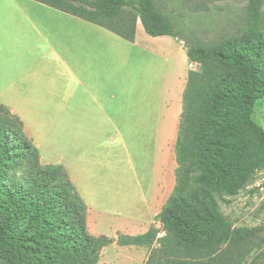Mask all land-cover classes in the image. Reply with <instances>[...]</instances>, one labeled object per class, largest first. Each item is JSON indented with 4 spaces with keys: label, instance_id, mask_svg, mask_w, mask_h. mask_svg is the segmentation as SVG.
Returning <instances> with one entry per match:
<instances>
[{
    "label": "trees",
    "instance_id": "trees-1",
    "mask_svg": "<svg viewBox=\"0 0 264 264\" xmlns=\"http://www.w3.org/2000/svg\"><path fill=\"white\" fill-rule=\"evenodd\" d=\"M37 1L131 41L140 21L149 35L182 42L199 66L188 72L183 94L175 185L155 217L158 226L136 235H92L87 205L66 168L42 163L20 117L0 103V264H97L113 241L147 247L145 264H214L235 233L220 200L264 173V127L253 118L264 101L263 0H247L236 31L215 43L181 37L157 0Z\"/></svg>",
    "mask_w": 264,
    "mask_h": 264
},
{
    "label": "crops",
    "instance_id": "crops-1",
    "mask_svg": "<svg viewBox=\"0 0 264 264\" xmlns=\"http://www.w3.org/2000/svg\"><path fill=\"white\" fill-rule=\"evenodd\" d=\"M190 63L140 21L131 41L37 0H0V103L42 163L66 168L92 235L144 233L172 192Z\"/></svg>",
    "mask_w": 264,
    "mask_h": 264
},
{
    "label": "rangeland",
    "instance_id": "rangeland-1",
    "mask_svg": "<svg viewBox=\"0 0 264 264\" xmlns=\"http://www.w3.org/2000/svg\"><path fill=\"white\" fill-rule=\"evenodd\" d=\"M247 0H157L167 19L181 27L180 36L190 41L215 43L218 37L234 33ZM264 11V0H263ZM193 63V62H192ZM193 63L190 70L198 69ZM253 118L264 127V101L255 104ZM118 142V140H115ZM223 214L235 233L223 241L213 256L214 264H264V173L256 171L233 195L220 200ZM152 224L158 226L155 220ZM161 235V234H160ZM157 246V245H155ZM133 247V246H131ZM130 247H106L97 264H145L147 254H127Z\"/></svg>",
    "mask_w": 264,
    "mask_h": 264
},
{
    "label": "built area",
    "instance_id": "built-area-1",
    "mask_svg": "<svg viewBox=\"0 0 264 264\" xmlns=\"http://www.w3.org/2000/svg\"><path fill=\"white\" fill-rule=\"evenodd\" d=\"M193 63H190L189 66L192 67Z\"/></svg>",
    "mask_w": 264,
    "mask_h": 264
}]
</instances>
